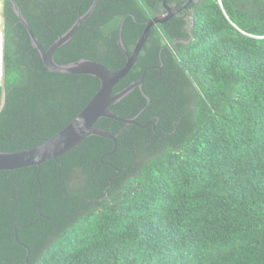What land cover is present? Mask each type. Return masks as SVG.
<instances>
[{
    "label": "trees",
    "instance_id": "1",
    "mask_svg": "<svg viewBox=\"0 0 264 264\" xmlns=\"http://www.w3.org/2000/svg\"><path fill=\"white\" fill-rule=\"evenodd\" d=\"M44 49L94 0H12ZM186 0H168L180 6ZM162 0H99L56 63L120 69ZM0 151L61 130L97 77L46 68L3 0ZM150 67V68H148ZM90 135L56 159L0 171V264H264V0H192L154 24ZM147 97L149 102L147 101ZM28 248V251H27Z\"/></svg>",
    "mask_w": 264,
    "mask_h": 264
},
{
    "label": "water",
    "instance_id": "2",
    "mask_svg": "<svg viewBox=\"0 0 264 264\" xmlns=\"http://www.w3.org/2000/svg\"><path fill=\"white\" fill-rule=\"evenodd\" d=\"M9 1L12 2L13 9L16 15L20 19L21 23L26 27L32 45L38 50L43 63L48 70L57 73L89 74L97 77L100 81V85L92 98L78 112V114L50 138L44 140L42 143L36 146L24 150L0 151V171L12 170L15 168H21L30 165L39 166L42 162L50 159H56L66 151L78 145L80 141L90 135H98L112 139L114 141V148L112 149L113 151L116 146V136L120 131L111 134L103 128L96 127L94 124L100 117L114 118L124 122L126 125L137 123L136 120L142 113L144 108L132 118H123L115 115L111 110L108 109V106L119 101L135 87L138 86L140 89H142V82L145 71L150 67L144 70L141 78L138 81L130 83L114 94H112L113 86L128 73L130 67L133 65L139 52L141 51L152 26L154 24H160L168 21L174 14L181 11L182 9H185L192 0H186L178 7L168 5V0H162L164 12L155 14L150 20L147 21L144 30L140 37L137 39L131 53H128V51L122 44V40L119 34L118 44L126 55V63L123 67L115 71L109 70L104 65L91 59L82 58L76 61L60 64L56 63L53 58L55 49L70 39L72 33L82 22L87 19V17L94 10L99 0H94L87 11L79 15L74 23L64 33L59 35L47 49H44L39 43L36 36H34L20 9L12 0ZM147 101L149 102L148 97ZM25 261L26 264H29L28 253Z\"/></svg>",
    "mask_w": 264,
    "mask_h": 264
},
{
    "label": "built area",
    "instance_id": "3",
    "mask_svg": "<svg viewBox=\"0 0 264 264\" xmlns=\"http://www.w3.org/2000/svg\"><path fill=\"white\" fill-rule=\"evenodd\" d=\"M3 0H0V108L3 102L4 96V37H5V25L2 14Z\"/></svg>",
    "mask_w": 264,
    "mask_h": 264
}]
</instances>
